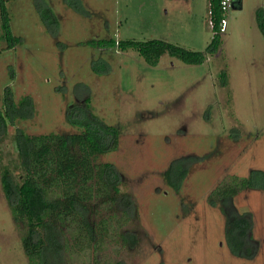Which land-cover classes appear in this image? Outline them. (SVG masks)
Masks as SVG:
<instances>
[{"label": "rangeland", "instance_id": "rangeland-1", "mask_svg": "<svg viewBox=\"0 0 264 264\" xmlns=\"http://www.w3.org/2000/svg\"><path fill=\"white\" fill-rule=\"evenodd\" d=\"M242 3L228 9L212 53L209 0H6L12 32L21 37L13 45L2 36L0 9V108L8 93L32 105L0 138V164L14 180L21 176L17 127L76 132L68 112L77 104V112L89 108L120 130L118 148L99 160L116 165L138 204L129 228L139 242L130 249L109 243L99 264H264V190L245 189L231 202L250 213L253 257L231 250L226 212L209 197L227 176L264 170V34L256 18L264 0ZM153 38L203 51L206 60L191 64L165 53L150 65L134 48L97 44ZM186 156L177 191L163 173ZM21 238L0 173V264H30ZM93 252L78 254L75 264H94Z\"/></svg>", "mask_w": 264, "mask_h": 264}, {"label": "trees", "instance_id": "trees-1", "mask_svg": "<svg viewBox=\"0 0 264 264\" xmlns=\"http://www.w3.org/2000/svg\"><path fill=\"white\" fill-rule=\"evenodd\" d=\"M232 7H242V0H233ZM0 9L2 36L9 44L19 43L21 37L12 32L6 0H0ZM227 11L222 0H209V23L212 22L214 34L207 50L211 53L221 45ZM40 12L46 20L47 11L40 8ZM256 18L264 34L263 7L257 10ZM97 44L117 45L120 50L134 48L150 65H157L165 53L191 64L206 60L203 51L159 38L102 39ZM222 83L227 84L225 71ZM28 106H32L28 96L18 104L10 93L5 96L4 106L0 108V138L14 128L18 119L29 115L25 109ZM74 107L71 108L74 111L68 112V119L79 127L76 132L30 134L15 128L18 153L15 167L21 170L19 180H14L8 164H0L2 187L12 216L21 226L22 246L30 264H75L78 254L89 251H94V264H99L109 243L121 242L130 249L139 242L136 231L129 228L133 219L138 218V204L133 194L123 188L125 180L116 165L99 160L101 155L118 148L120 130L89 108L77 112L80 105ZM188 158L173 160L163 173L166 182L177 191L188 174L184 164ZM248 188L264 190V170L251 169L245 177L227 176L209 195L212 203L219 204L226 212L231 250L243 257L254 256L257 241L251 234L250 213H239L231 202ZM112 250L119 253V247ZM115 264L125 263L119 260Z\"/></svg>", "mask_w": 264, "mask_h": 264}, {"label": "built area", "instance_id": "built-area-1", "mask_svg": "<svg viewBox=\"0 0 264 264\" xmlns=\"http://www.w3.org/2000/svg\"><path fill=\"white\" fill-rule=\"evenodd\" d=\"M222 6L225 10H228L230 7L233 6V0H222ZM225 21L226 19L223 20V27H222V30L224 29V26H225ZM212 24V22H211Z\"/></svg>", "mask_w": 264, "mask_h": 264}, {"label": "crops", "instance_id": "crops-1", "mask_svg": "<svg viewBox=\"0 0 264 264\" xmlns=\"http://www.w3.org/2000/svg\"><path fill=\"white\" fill-rule=\"evenodd\" d=\"M242 5H243V3H242Z\"/></svg>", "mask_w": 264, "mask_h": 264}]
</instances>
